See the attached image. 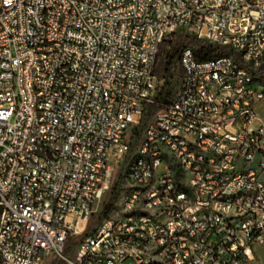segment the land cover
<instances>
[{
	"label": "built area",
	"instance_id": "1",
	"mask_svg": "<svg viewBox=\"0 0 264 264\" xmlns=\"http://www.w3.org/2000/svg\"><path fill=\"white\" fill-rule=\"evenodd\" d=\"M176 32L232 54L184 50L130 155ZM263 55L264 0H0V264H261ZM119 169L116 213L87 234Z\"/></svg>",
	"mask_w": 264,
	"mask_h": 264
},
{
	"label": "trees",
	"instance_id": "2",
	"mask_svg": "<svg viewBox=\"0 0 264 264\" xmlns=\"http://www.w3.org/2000/svg\"><path fill=\"white\" fill-rule=\"evenodd\" d=\"M190 49L194 57L199 62L209 61L221 56L232 54L231 50L226 47H221L208 41L200 40L197 37L176 32L171 34L159 47L154 75L157 79L156 99L158 104L148 105L143 112L140 123L134 126L129 137L130 155L133 154L141 141L143 140L146 129L149 127L153 119L164 107L170 105L175 99L184 81V69L181 62L182 53L184 50ZM260 79L257 73H254ZM119 193V187L114 186L108 195H111L109 201L105 203L101 214L95 216L96 225L87 231V234H92L99 223L109 216L114 209V204ZM91 221V219H90ZM84 239V238H83ZM81 242V241H80ZM79 242V243H80ZM79 243L67 247L66 254H70L75 246ZM55 264H66L63 260Z\"/></svg>",
	"mask_w": 264,
	"mask_h": 264
},
{
	"label": "rangeland",
	"instance_id": "3",
	"mask_svg": "<svg viewBox=\"0 0 264 264\" xmlns=\"http://www.w3.org/2000/svg\"><path fill=\"white\" fill-rule=\"evenodd\" d=\"M255 72L258 74V76L260 77L261 81L264 83V55L262 58V62L261 64L255 69ZM260 113L261 115L264 117V108L260 109ZM131 135V131L128 132V136L130 137ZM120 171L117 172V174L115 175V179H114V183H113V187L117 186L118 181L120 180V176L123 173L122 169H119ZM112 187V188H113ZM111 195H106L102 201V203H98L96 202L94 207H93V211L94 213L91 214V216L89 217V222L87 225V231L91 228H94V226L96 225V218H94V215L97 216L99 214L102 213L103 209H104V205L105 203H107L109 201ZM121 198V194L118 193L117 195V201ZM116 210L113 209L112 212L109 214L110 216L115 215ZM70 217H73V215H70ZM91 219V221H90ZM84 238V235L82 236H78V235H74L70 238L69 240V244L68 247H71L73 244L75 243H79L80 241H82ZM256 255L259 257L261 264H264V247H260L257 249ZM59 258L54 256V255H46L45 260L43 262V264H55L57 262H59ZM1 262V260H0Z\"/></svg>",
	"mask_w": 264,
	"mask_h": 264
}]
</instances>
